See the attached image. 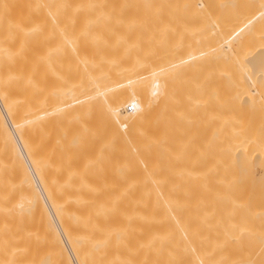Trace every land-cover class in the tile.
<instances>
[{
  "label": "bare ground",
  "instance_id": "6f19581e",
  "mask_svg": "<svg viewBox=\"0 0 264 264\" xmlns=\"http://www.w3.org/2000/svg\"><path fill=\"white\" fill-rule=\"evenodd\" d=\"M0 264H264V0H0Z\"/></svg>",
  "mask_w": 264,
  "mask_h": 264
},
{
  "label": "rangeland",
  "instance_id": "374dc122",
  "mask_svg": "<svg viewBox=\"0 0 264 264\" xmlns=\"http://www.w3.org/2000/svg\"><path fill=\"white\" fill-rule=\"evenodd\" d=\"M42 72H43V74L45 75L44 78H45L47 81H51V75L48 74V72H46V71H42ZM46 76H48V78H47ZM49 76H50V78H49Z\"/></svg>",
  "mask_w": 264,
  "mask_h": 264
},
{
  "label": "built area",
  "instance_id": "2783aa9c",
  "mask_svg": "<svg viewBox=\"0 0 264 264\" xmlns=\"http://www.w3.org/2000/svg\"><path fill=\"white\" fill-rule=\"evenodd\" d=\"M128 110H129V111H131V110H132V107H131V106H129V107H128Z\"/></svg>",
  "mask_w": 264,
  "mask_h": 264
}]
</instances>
